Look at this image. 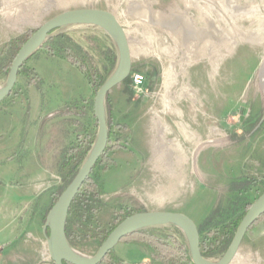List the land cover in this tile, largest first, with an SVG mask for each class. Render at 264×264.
I'll return each instance as SVG.
<instances>
[{"label":"rangeland","instance_id":"1","mask_svg":"<svg viewBox=\"0 0 264 264\" xmlns=\"http://www.w3.org/2000/svg\"><path fill=\"white\" fill-rule=\"evenodd\" d=\"M75 8L117 17L129 38L132 70L107 94L113 115L105 150L112 163L89 174L99 198L84 206L83 190L73 204L68 227L79 238L70 246L91 257L117 218L151 210L184 213L210 239L264 192V0H0V87L9 42ZM66 47L104 80L116 67L117 42L102 27L54 30L0 102V155L55 131L60 167L64 149L76 141L73 121L96 136L95 92L65 58ZM30 67L36 73L25 74ZM134 72L145 75L140 94L131 86ZM60 176L63 190L70 177ZM142 230L188 247L175 224ZM224 252L206 258L216 262ZM100 264L191 263L164 260L132 240L117 243ZM230 264H264V218L247 230Z\"/></svg>","mask_w":264,"mask_h":264},{"label":"water","instance_id":"2","mask_svg":"<svg viewBox=\"0 0 264 264\" xmlns=\"http://www.w3.org/2000/svg\"><path fill=\"white\" fill-rule=\"evenodd\" d=\"M74 24H94L105 29L117 42L118 59L113 72L95 92L93 113L97 121V132L93 144L76 174L59 194L48 214L50 230L48 246L54 264H63V261L72 264H99L124 236L146 227L167 223L177 225L184 232L193 264H230L245 233L264 213V192L246 210L230 244L216 262H211L202 254L200 233L196 223L186 214L174 211L151 210L129 214L114 226L93 256H79L73 251L65 232L68 211L79 188L106 148L108 141L106 96L113 87L122 83L132 70L131 49L126 31L117 17L108 10L75 8L62 11L45 21L24 41L11 63L5 84L0 87L1 102L12 92L21 65L45 42L50 34L60 27Z\"/></svg>","mask_w":264,"mask_h":264},{"label":"crops","instance_id":"3","mask_svg":"<svg viewBox=\"0 0 264 264\" xmlns=\"http://www.w3.org/2000/svg\"><path fill=\"white\" fill-rule=\"evenodd\" d=\"M108 107L112 117V101ZM56 134L46 130L43 137L31 136L19 149L0 155V264H47L52 259L48 214L63 180Z\"/></svg>","mask_w":264,"mask_h":264},{"label":"trees","instance_id":"4","mask_svg":"<svg viewBox=\"0 0 264 264\" xmlns=\"http://www.w3.org/2000/svg\"><path fill=\"white\" fill-rule=\"evenodd\" d=\"M34 32V31H33ZM31 32L29 35L23 37H16L12 39L9 44L7 45L6 49L9 52V55L6 57L4 62L1 64V69L7 74L9 71V68L11 66V63L21 47V45L24 43V41L33 33ZM65 51V58L73 65L77 66L80 71L87 77L89 83L93 87L94 92L97 91V89L102 85V83L105 81L101 75L99 74L97 69L94 68H87L84 63H81L75 54L71 52V49L66 47L64 49ZM112 55V54H111ZM33 56V54L21 65L18 75L21 74L22 70L26 66L27 61ZM113 56V55H112ZM30 73H36V71L33 68H29L28 72L25 74H30ZM30 82H33V79H29ZM11 94V93H10ZM9 94V95H10ZM8 95V96H9ZM107 99V96H106ZM106 118H107V125H108V140L110 139V123L112 122L111 116L109 117V111L107 109L106 111ZM76 125H78L77 129L78 133L76 135V141L72 142L71 145H69L63 154V160L62 163L59 167L60 173L64 175V178L70 177V181L76 174L78 167L82 164L84 157L87 155L89 152L93 141H94V133L86 131L85 126L82 124L80 121H73ZM96 126H97V121H96ZM79 131L83 132V135L79 134ZM112 163V160L106 156V150L100 155L99 159L96 161L94 167L92 170L102 164L109 165ZM91 170V172H92ZM69 181V182H70ZM84 190V198H83V205L85 206L86 204L89 205L90 203L94 202L99 198V193H98V187L97 183L94 179L90 177V175L86 178V180L83 182L81 187L79 188L78 193L76 194L74 200L72 201L68 215L70 214L72 210L73 204L76 202L78 195ZM62 192V190L59 189L57 194L55 195L53 199V203L56 201L57 197L59 194ZM251 203L247 204L245 206L244 213L239 215L235 221H232L230 223L224 224L221 227L215 228L211 232V237L208 240L204 239L201 235V230H199L200 233V247L202 254L205 257L210 256L213 253H222L228 245L230 244L232 237L236 231V228L242 219L243 215L245 214L246 210L250 207ZM89 209V208H88ZM87 210L84 208L83 211H81V216L86 217ZM128 216V215H127ZM68 218V217H67ZM262 218H264V213L249 227V229L258 223ZM122 219H116V224H118ZM115 224V225H116ZM114 225V226H115ZM114 228V227H113ZM112 228V229H113ZM110 229L108 232L103 233V238L105 239L108 233L112 230ZM248 229V230H249ZM65 232L68 241L73 242L74 240L79 238V235L71 231L68 227V219L66 221V227H65ZM140 241L146 243L150 248L155 250L156 256L164 259V260H175V261H186L190 262L191 264V255L189 252V248L187 246L180 245L177 241L173 240L172 243H166L164 240L152 235L148 234L142 229L134 231L126 236H124L120 241ZM112 252V249L106 254V256L102 259L105 260L107 256ZM101 261V262H102ZM100 262V263H101ZM99 263V264H100ZM63 264H72L66 261H63Z\"/></svg>","mask_w":264,"mask_h":264},{"label":"built area","instance_id":"5","mask_svg":"<svg viewBox=\"0 0 264 264\" xmlns=\"http://www.w3.org/2000/svg\"><path fill=\"white\" fill-rule=\"evenodd\" d=\"M145 83V75L141 72H134L131 74V86L135 93H141Z\"/></svg>","mask_w":264,"mask_h":264},{"label":"bare ground","instance_id":"6","mask_svg":"<svg viewBox=\"0 0 264 264\" xmlns=\"http://www.w3.org/2000/svg\"><path fill=\"white\" fill-rule=\"evenodd\" d=\"M75 252V254L79 255V256H83L81 253L77 252V250H73Z\"/></svg>","mask_w":264,"mask_h":264}]
</instances>
